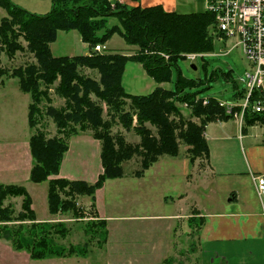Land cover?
Returning a JSON list of instances; mask_svg holds the SVG:
<instances>
[{"label":"trees","instance_id":"1","mask_svg":"<svg viewBox=\"0 0 264 264\" xmlns=\"http://www.w3.org/2000/svg\"><path fill=\"white\" fill-rule=\"evenodd\" d=\"M52 4L49 13L39 16L10 0H0V6L8 10V16L0 23V58L3 52L13 58L18 51L24 50L35 58L34 62L18 67L10 74L19 79L20 89L31 95L30 126L38 125L37 117L42 115L46 100L45 114L52 118L59 134L71 136L88 131L101 145L103 172L95 183L64 178L51 180L48 198L52 213L74 209L76 194L94 195L107 180L125 177L124 165L129 161L136 163L129 175L139 178L163 157H178L182 144L188 147L186 154L192 162L209 158L205 138L207 124L234 119L217 99L209 98L208 104H204L196 94H184L185 87L193 84L181 77L175 91L157 87L147 95H132L124 87L123 77L127 64L132 61L142 64L147 75L158 84L172 82L173 67L177 66L179 57L213 51L209 35V28L214 23L213 14L170 12L161 5L129 6L113 0H52ZM113 19L117 22L110 25ZM74 30L89 45V53L55 56L51 44L57 40L59 32ZM116 33L127 44L139 46V54L94 51L96 45H105ZM160 53L169 54L170 58L167 60ZM84 69L97 71L99 78L84 73ZM7 74L8 71L0 67V76ZM51 90L64 99L62 106L52 104ZM245 91L238 90L234 101L242 99ZM184 103L192 108L191 116L183 114L180 104ZM256 123L264 124V115L247 113L243 128ZM116 125H121L126 132L134 131L138 140L131 141L122 132L114 133ZM30 147L34 159L30 179L34 183L45 182L51 175H57L69 150L64 139L47 138L42 131L31 137ZM61 193L71 199H64ZM18 195H23L25 200L24 212L17 218L31 216L34 220L31 197L26 188L0 184V223L16 219L11 209L4 206V201ZM2 229H6V233L1 236L10 240L14 249L27 250L33 259L66 253L64 247L53 245L44 226L27 228L20 225L9 229L0 225ZM85 252L71 248L68 254Z\"/></svg>","mask_w":264,"mask_h":264},{"label":"rangeland","instance_id":"2","mask_svg":"<svg viewBox=\"0 0 264 264\" xmlns=\"http://www.w3.org/2000/svg\"><path fill=\"white\" fill-rule=\"evenodd\" d=\"M10 1L39 16L49 13L53 6L52 0ZM179 1L186 5L184 11L207 12L206 0ZM7 16L8 10L0 6V23ZM115 22L116 19H113L110 25ZM209 30L213 51L194 61L179 57L177 66L173 67V81L165 83L163 87L175 91L176 82L181 77L193 84L185 87L184 94H196L198 99L215 98L221 102H232L238 90L243 92L246 89L243 79L249 70V63L241 47L234 46V39L216 45L211 36L212 26ZM20 40L27 45L22 38ZM104 46L107 52L126 53L130 56L139 54L140 50L139 46L127 44L117 33ZM51 48L55 56L82 55L90 50L76 30L60 31ZM0 61V67L9 73L0 76V145L2 155L8 161V168L3 169L0 178L4 181L16 179L15 185L24 186L31 197V209L34 212V220H31V216L19 220L17 217L24 212L25 197L9 196L4 206L11 209L16 219L0 225H6L9 229L20 225L27 228L32 225L44 226L53 245L66 249L63 256L50 255L33 259L27 250L14 249L12 242L1 236L6 233V229H2L0 264H201L199 234L203 218L200 215L201 205L192 192L201 188V178L195 176L189 179V196L182 203H177L186 188L182 161L187 155L186 145L182 144L178 157L166 156L161 159L162 163L168 162L174 166L172 175L166 170L161 172L154 169L155 173H152L148 169L142 177H133L129 175L136 167L132 160L124 165L125 177L107 180L94 195L76 194L73 198L74 209L52 213L48 198L51 180L64 178L95 183L103 172H100L98 146L93 144L96 139L88 131L71 136L59 134L52 118L45 114L46 100L43 101L42 115L37 117L38 125L32 128L29 124L31 95L23 92L19 79L10 77V74L18 67L34 62L35 58L24 50L18 51L13 58L3 52ZM192 65H196V69ZM84 73L99 78L95 70L84 69ZM123 84L132 95H147L158 86L140 63L132 61L126 66ZM50 96L54 106L64 104V99L55 94L54 90L50 91ZM93 98L97 100L95 96ZM180 106L185 116H191V107L185 104ZM194 120L199 121L196 117ZM263 127L258 124L256 130L262 131ZM37 131H42L47 138L58 136L69 144V152L64 155L59 173L51 175L42 183H34L30 179L34 164L30 139ZM113 132L125 133L131 141L138 140L134 131L126 132L121 125L114 126ZM202 159L197 173L200 169H206V158ZM159 164L158 161L152 167ZM157 172L161 173L156 175ZM61 194L64 199H71ZM38 230L41 231L40 228ZM71 248L84 249L86 252L71 255L68 254Z\"/></svg>","mask_w":264,"mask_h":264},{"label":"crops","instance_id":"3","mask_svg":"<svg viewBox=\"0 0 264 264\" xmlns=\"http://www.w3.org/2000/svg\"><path fill=\"white\" fill-rule=\"evenodd\" d=\"M113 1L129 6L161 5L166 11L190 13V10L184 11L186 5L179 0ZM164 84H158L155 88L163 87ZM258 124L262 123L244 129V125L236 119L209 122L205 130L210 150L209 158H206V169H200L197 173L202 158L194 162L187 155L182 158L186 188L177 203H182L189 196L187 190L190 178L196 176L202 182L200 189L192 191L201 205L200 215L203 218L199 234L201 264H264V193L259 194L258 184L254 179L257 176L264 177V129L256 130ZM93 144L98 146L100 157L99 141L94 140ZM187 148L186 146V150ZM2 154L0 145V176L3 169L8 168L7 157ZM159 162V166L151 167L149 171L155 173L154 169L161 172L166 170L170 175L173 174V165L162 163L161 159ZM102 170L101 162L100 172ZM15 180L4 181L0 178V184H15ZM173 201L175 202L174 199Z\"/></svg>","mask_w":264,"mask_h":264},{"label":"built area","instance_id":"4","mask_svg":"<svg viewBox=\"0 0 264 264\" xmlns=\"http://www.w3.org/2000/svg\"><path fill=\"white\" fill-rule=\"evenodd\" d=\"M207 12L214 15L211 36L216 45L234 39V46H240L249 63L245 73L246 91L239 101L221 102L228 115L244 125L245 115H264V0H206ZM104 45L98 44L94 51L102 53ZM229 51V50H228ZM167 60L169 54L160 53ZM205 53H188L184 56L192 61ZM209 99H203L208 104ZM188 107L187 103H184ZM238 108V109H237ZM259 194L264 193V177L254 178Z\"/></svg>","mask_w":264,"mask_h":264},{"label":"water","instance_id":"5","mask_svg":"<svg viewBox=\"0 0 264 264\" xmlns=\"http://www.w3.org/2000/svg\"><path fill=\"white\" fill-rule=\"evenodd\" d=\"M192 67L196 69V67L194 65Z\"/></svg>","mask_w":264,"mask_h":264}]
</instances>
